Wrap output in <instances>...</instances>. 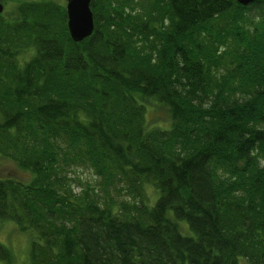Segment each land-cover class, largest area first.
<instances>
[{"label": "trees", "instance_id": "obj_1", "mask_svg": "<svg viewBox=\"0 0 264 264\" xmlns=\"http://www.w3.org/2000/svg\"><path fill=\"white\" fill-rule=\"evenodd\" d=\"M91 10L79 44L57 1L0 15V223L32 264H264V0Z\"/></svg>", "mask_w": 264, "mask_h": 264}, {"label": "rangeland", "instance_id": "obj_2", "mask_svg": "<svg viewBox=\"0 0 264 264\" xmlns=\"http://www.w3.org/2000/svg\"><path fill=\"white\" fill-rule=\"evenodd\" d=\"M42 0H1V3L4 5V15L10 13V10L16 8L21 2H39ZM59 2L62 5L66 6L64 0H54ZM153 109V110H152ZM148 111L147 114V123L151 128L165 129L169 127V116L166 111L161 109L152 108ZM5 168L1 169V174L4 177H15L18 178L23 174H20L19 171L14 170L12 165L6 164ZM68 177L72 180V185L76 188L77 191H80L78 186L83 185H93L96 187L99 180L94 176V173L90 169L77 166L72 168L68 173ZM20 175V176H19ZM128 197L121 198V200H128ZM184 228V235L191 236L190 233H187L186 226L182 225ZM31 240L32 235L22 234L19 232L17 226L10 222L0 223V243L6 246L11 254V262L5 264H32L30 261V250H31ZM2 264V263H0Z\"/></svg>", "mask_w": 264, "mask_h": 264}, {"label": "water", "instance_id": "obj_3", "mask_svg": "<svg viewBox=\"0 0 264 264\" xmlns=\"http://www.w3.org/2000/svg\"><path fill=\"white\" fill-rule=\"evenodd\" d=\"M68 30L71 39L79 44L92 37L95 31L94 16L91 10L92 0H65ZM239 6L249 7L260 0H235ZM4 6L0 3V15Z\"/></svg>", "mask_w": 264, "mask_h": 264}]
</instances>
